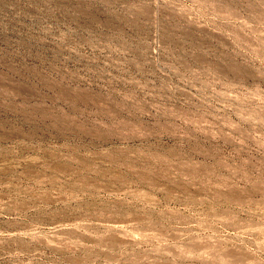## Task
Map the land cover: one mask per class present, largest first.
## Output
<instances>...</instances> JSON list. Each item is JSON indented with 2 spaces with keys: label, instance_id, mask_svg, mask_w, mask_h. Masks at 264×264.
<instances>
[{
  "label": "rangeland",
  "instance_id": "1",
  "mask_svg": "<svg viewBox=\"0 0 264 264\" xmlns=\"http://www.w3.org/2000/svg\"><path fill=\"white\" fill-rule=\"evenodd\" d=\"M0 264H264V0H0Z\"/></svg>",
  "mask_w": 264,
  "mask_h": 264
}]
</instances>
